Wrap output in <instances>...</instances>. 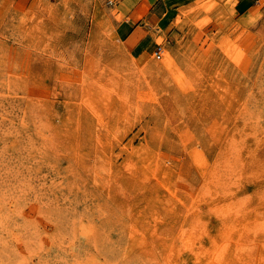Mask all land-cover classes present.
Masks as SVG:
<instances>
[{
    "label": "rangeland",
    "instance_id": "1",
    "mask_svg": "<svg viewBox=\"0 0 264 264\" xmlns=\"http://www.w3.org/2000/svg\"><path fill=\"white\" fill-rule=\"evenodd\" d=\"M122 18L0 0V264H264V0Z\"/></svg>",
    "mask_w": 264,
    "mask_h": 264
},
{
    "label": "crops",
    "instance_id": "2",
    "mask_svg": "<svg viewBox=\"0 0 264 264\" xmlns=\"http://www.w3.org/2000/svg\"><path fill=\"white\" fill-rule=\"evenodd\" d=\"M181 1L114 0L118 13L123 16L121 21L116 23L115 31L127 50L137 56L150 50L157 40L155 31H158V25H165L171 11Z\"/></svg>",
    "mask_w": 264,
    "mask_h": 264
},
{
    "label": "built area",
    "instance_id": "3",
    "mask_svg": "<svg viewBox=\"0 0 264 264\" xmlns=\"http://www.w3.org/2000/svg\"><path fill=\"white\" fill-rule=\"evenodd\" d=\"M109 2H110L111 4H113V0H109ZM164 52H165V46H164V44H163V43H158V44L154 47V49H153V51H152V55H153L154 58H156V59H162Z\"/></svg>",
    "mask_w": 264,
    "mask_h": 264
},
{
    "label": "bare ground",
    "instance_id": "4",
    "mask_svg": "<svg viewBox=\"0 0 264 264\" xmlns=\"http://www.w3.org/2000/svg\"><path fill=\"white\" fill-rule=\"evenodd\" d=\"M221 170V169H220Z\"/></svg>",
    "mask_w": 264,
    "mask_h": 264
}]
</instances>
